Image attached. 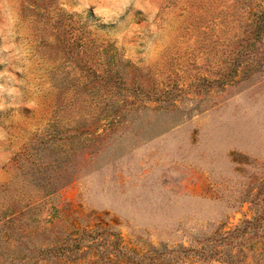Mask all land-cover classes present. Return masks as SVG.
Here are the masks:
<instances>
[{"label":"rangeland","instance_id":"rangeland-1","mask_svg":"<svg viewBox=\"0 0 264 264\" xmlns=\"http://www.w3.org/2000/svg\"><path fill=\"white\" fill-rule=\"evenodd\" d=\"M15 3L0 264H264V0Z\"/></svg>","mask_w":264,"mask_h":264},{"label":"clouds","instance_id":"clouds-1","mask_svg":"<svg viewBox=\"0 0 264 264\" xmlns=\"http://www.w3.org/2000/svg\"><path fill=\"white\" fill-rule=\"evenodd\" d=\"M65 7V5H61ZM86 6V5H85ZM139 6V5H137ZM74 11H81L79 7L73 9ZM156 11V9H153ZM20 22L19 12L17 10V6L15 0H0V39L4 41L2 47H0V53H12V55L8 56L7 59L19 58L17 53L19 50L16 48V45L11 41L15 35L16 25ZM20 56L24 55V53H19ZM2 62V61H0ZM17 71H21V69H17ZM3 75L7 76V73ZM8 80L12 81V83H20V81L15 80L14 77L8 76ZM0 93H6L9 96L19 97L21 93L15 87H7L0 86ZM37 101L33 99L28 107L35 108L37 107ZM3 109V105L0 104V110ZM7 140V132L4 128H0V162H6L7 159L10 158V154L4 151L3 144Z\"/></svg>","mask_w":264,"mask_h":264}]
</instances>
